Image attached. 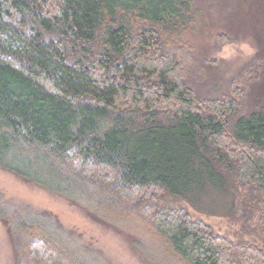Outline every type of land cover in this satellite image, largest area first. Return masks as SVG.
Returning <instances> with one entry per match:
<instances>
[{
    "label": "trees",
    "instance_id": "trees-1",
    "mask_svg": "<svg viewBox=\"0 0 264 264\" xmlns=\"http://www.w3.org/2000/svg\"><path fill=\"white\" fill-rule=\"evenodd\" d=\"M203 1L0 0V169L97 221L136 211L187 264H264V216L255 244L144 204L162 190L216 215L240 187L262 209L264 107L240 115L236 100L198 99L188 47L163 37L199 24ZM9 227L40 264H95L45 214L25 209Z\"/></svg>",
    "mask_w": 264,
    "mask_h": 264
},
{
    "label": "rangeland",
    "instance_id": "rangeland-1",
    "mask_svg": "<svg viewBox=\"0 0 264 264\" xmlns=\"http://www.w3.org/2000/svg\"><path fill=\"white\" fill-rule=\"evenodd\" d=\"M201 7L202 20L191 29L171 24L162 29L163 37L176 47H188L190 66L184 76L188 87L198 99L236 100L240 115L264 107V0H205ZM149 191L152 195L144 204L184 208L193 220L203 221L217 235L231 241L261 242L263 196L262 209H258L246 200L242 188H233L230 210L209 215L162 190ZM147 192L136 193L130 201H140ZM0 196V212L8 213L0 219V264H40L28 246L18 245L9 227L25 209L45 214L70 232L95 264H153L147 252L160 264H187L170 253L149 219L134 210L117 216L115 223L97 221L78 206L1 169Z\"/></svg>",
    "mask_w": 264,
    "mask_h": 264
}]
</instances>
